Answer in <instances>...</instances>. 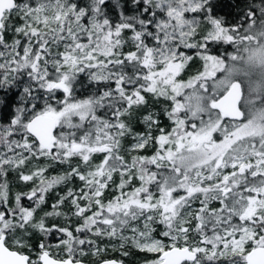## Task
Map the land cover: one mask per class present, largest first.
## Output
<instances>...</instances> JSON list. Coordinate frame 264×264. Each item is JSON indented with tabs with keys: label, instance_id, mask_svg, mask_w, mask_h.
Returning a JSON list of instances; mask_svg holds the SVG:
<instances>
[{
	"label": "snow or ice",
	"instance_id": "6c2138e0",
	"mask_svg": "<svg viewBox=\"0 0 264 264\" xmlns=\"http://www.w3.org/2000/svg\"><path fill=\"white\" fill-rule=\"evenodd\" d=\"M0 264H264V0H0Z\"/></svg>",
	"mask_w": 264,
	"mask_h": 264
}]
</instances>
